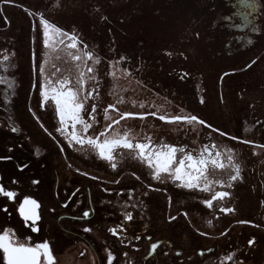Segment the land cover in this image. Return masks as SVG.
Returning <instances> with one entry per match:
<instances>
[{"label": "flooded vegetation", "instance_id": "flooded-vegetation-1", "mask_svg": "<svg viewBox=\"0 0 264 264\" xmlns=\"http://www.w3.org/2000/svg\"><path fill=\"white\" fill-rule=\"evenodd\" d=\"M134 1L140 4L144 0ZM134 1L0 0V157H11L0 159V186L16 193L14 198L0 194V233L7 231L15 243L26 246L34 247L47 241L55 264H61L63 257L57 250L56 230L66 221H72V217H80L74 219L76 221H87L96 212H108V221H120L119 228L125 231L129 229L130 221L124 219V213L147 210L149 204L145 201L133 197L130 200L123 195L130 175L150 182L153 189L163 186L165 192L170 188L207 194L199 204L206 211L215 212L211 219L216 222L220 220L215 218L229 217L237 212L233 190L245 180L248 169L249 173H255L253 177L257 178L256 173H259L264 179V92H257V84L264 83V77L259 76L263 72L258 73L264 70V42L261 43L264 0H251L250 4L249 18L257 31L251 30L253 43L242 46L239 52L240 57L242 51L253 52L250 59L231 57L230 61H212L208 65L213 73L222 69L214 88L220 114L218 120L188 106L183 112L133 111L129 104L121 107L110 102L113 95L104 88L109 84V46L98 44V40L91 42L82 32H113L114 20L124 24L132 10L137 14L134 7H130ZM242 5V0H209L197 14L208 15L205 18L209 26V15L226 14L225 7H228L224 16L236 25L240 21ZM141 10H138L139 14H143ZM189 13L192 16L194 12ZM222 20L221 26L225 17ZM189 21L192 22L193 17ZM12 32H31L32 43L37 33L39 35L40 53L37 60L29 61L27 68L19 70L16 63L2 57L3 48L10 49L8 52L11 53L17 44V35ZM207 40L213 39L207 36ZM122 68L127 74L131 72L128 67ZM10 76L17 83L15 92H10L13 90L9 87ZM20 77L28 86L25 95L18 94ZM132 80L138 81L135 77ZM235 83H244L245 92L235 87ZM203 84L205 91L212 82L209 79L207 83L202 81ZM188 90L191 98L193 86ZM209 95L206 93L205 97ZM121 101L127 102L124 98ZM162 117L186 119L163 120ZM130 120H151L158 124L191 121L209 136L199 146L169 138L162 129L156 130L154 135L144 133L134 137L129 134L130 128L137 125L121 124L123 121L129 124ZM33 125L46 136L45 141L37 137ZM14 126L19 128L18 132L11 131ZM25 164L28 166L23 167ZM156 169L170 171H161V178L157 180ZM257 179V184L250 182L249 186L257 196L259 193L264 205V181ZM36 180L38 184L33 183ZM159 181L163 185L155 186ZM97 188L103 190L107 201L95 203ZM25 197L36 199L41 205L39 232H33L31 221L26 222L20 215L19 208ZM84 211H89V217L83 218ZM212 220L208 218L207 222ZM251 226L255 229L252 228L253 234L249 236L253 242L249 243L258 245L263 242L264 224L257 221ZM66 228L62 231L66 232ZM68 228H72L69 229L71 233H78L75 226ZM238 234L243 235L242 232ZM60 242L65 244L67 237L62 236ZM253 250L258 252L259 248ZM254 251H249L248 255L251 258L254 254L251 261L257 264L259 255ZM122 253L129 254L122 251L117 257L113 252L112 264L120 260ZM0 264H4L2 252ZM41 264H45L43 257Z\"/></svg>", "mask_w": 264, "mask_h": 264}, {"label": "rangeland", "instance_id": "rangeland-1", "mask_svg": "<svg viewBox=\"0 0 264 264\" xmlns=\"http://www.w3.org/2000/svg\"><path fill=\"white\" fill-rule=\"evenodd\" d=\"M207 2L209 0H144L135 4L134 1L130 3V7H134L137 14L132 13V10L131 17L125 20L124 24L120 20H114L113 32H82L91 42L98 40V44L109 46V84L104 88L113 95L111 103H116V106L129 104L133 111L153 109L159 112H183L190 107L218 120L220 114L214 88L222 69H216L213 73L212 67L208 65L212 61H230L231 57L248 61L253 52L242 51V57L239 52L242 46L248 44L253 21L249 18L251 0H242L239 24L234 25L233 21L224 16L229 10L225 7L226 14L220 13L214 17L209 15L210 25L207 26L205 16L208 15H201V12L197 14ZM138 10L143 11V14H139ZM190 11L194 12L192 16ZM223 16L225 21L221 26ZM190 17H193L192 22L189 21ZM12 33L17 35V44L11 53L8 52L10 49L3 48L2 57L16 63L19 70L27 68L29 61L37 60L40 53L39 35L37 33V41L32 43L31 32ZM207 36L213 40H207ZM263 38L264 34L261 43L264 42ZM122 67L130 68L131 72L127 74ZM132 77L138 81L134 82ZM204 79L206 83L209 79L212 82L209 89L205 87V91L202 89L205 86L202 85V81L205 83ZM11 80L10 76V83ZM12 83L13 90L10 92H15L17 83ZM190 86L194 88L191 98L188 96ZM18 87L19 95L27 93L28 86L23 77L19 78ZM203 92L210 95L205 97L206 93ZM123 98L127 102H122ZM121 124L130 127L137 125L130 128V136L138 137L144 133L154 135L156 130L162 129L169 138L189 141L192 146L201 145L209 136L191 121L159 123L161 126L151 120H130L129 124L125 121ZM33 126L37 137L45 141L46 136ZM249 172L248 169L245 180L233 190L237 212L229 217L215 218L214 220H220L217 222L211 219L215 212L206 211L204 206L199 204L206 199L207 194L170 188L165 192L162 181L156 182L155 185L162 188L153 189L149 186L150 182L130 175L127 188H119H123V195L127 198L129 190H132L133 198L149 204L147 214L144 213L145 217L133 219L134 221L128 224L127 233V229L123 231L119 228L120 221H108V212H96L92 219L87 221H66L56 230L57 250L63 256L61 264H107L109 253L113 255L115 252L118 257L122 251L128 252L137 264H252L254 254L250 258L248 253L254 251L253 248H259L258 252L254 251L259 255L257 264H264V238L258 245L249 243L253 242L249 236L253 234L252 228L255 229V226L251 225L257 221L264 224V205L260 202L259 193L257 196L249 183L257 184V178H260V181L264 179L259 173H256V178L253 177L255 173ZM244 182L246 184H243ZM112 183L115 184L114 181ZM242 193L243 197L240 196ZM94 194L96 204L108 200L100 188H97ZM262 199L264 201V196ZM116 216L118 217V213ZM208 218L212 222L208 223ZM152 219L158 224H151ZM87 225H90L91 232L83 231ZM68 226H75L78 233H71L69 229L72 228ZM111 226L117 230L115 235L109 231ZM65 227L67 231L63 232ZM239 232L243 233L241 237ZM62 236L67 237L65 244L60 242Z\"/></svg>", "mask_w": 264, "mask_h": 264}, {"label": "snow or ice", "instance_id": "snow-or-ice-1", "mask_svg": "<svg viewBox=\"0 0 264 264\" xmlns=\"http://www.w3.org/2000/svg\"><path fill=\"white\" fill-rule=\"evenodd\" d=\"M255 5H253L254 7ZM253 32H256L257 29L255 27L252 28ZM249 45L253 43L251 39L247 41ZM12 87V85H9ZM75 104V99L73 98V105ZM11 122V120H9ZM12 132H18V127H12ZM11 151V149H9ZM147 153H145V157H147ZM0 159H11V157H0ZM28 165L25 164L23 167H27ZM23 168H21V171ZM161 171H170V170H161L156 169V179L159 180L161 178L160 173ZM87 175V173H84ZM92 179H96V177H92ZM173 179H175L173 177ZM34 184H38L39 181H33ZM77 192L79 189L76 190ZM0 194L8 197L14 198L16 193L12 191H5L3 186H0ZM76 193L73 192V195ZM123 194V193H121ZM134 193L132 190H129L128 197L131 200ZM40 203L33 198L25 197L23 203L20 205L19 212L22 218L27 222L31 221V230L33 232H39L40 229L38 227V222L41 220V215L39 214ZM67 206L66 204L64 205ZM125 208L128 207L127 204L124 205ZM7 211V209H5ZM89 211L83 212V218L89 217ZM133 214L131 212L124 213V219L126 221H131ZM73 219H80V217H72ZM84 232H91L92 229L85 227L83 229ZM114 235L116 234V228L109 229ZM0 252L3 253L4 264H41V257L44 258L45 264H55L54 257L52 251L50 249L49 243L47 241L43 243H39L36 246H26L25 244H17L15 243L9 233L7 231L0 233ZM114 257L111 253L108 254V264H112Z\"/></svg>", "mask_w": 264, "mask_h": 264}, {"label": "trees", "instance_id": "trees-1", "mask_svg": "<svg viewBox=\"0 0 264 264\" xmlns=\"http://www.w3.org/2000/svg\"><path fill=\"white\" fill-rule=\"evenodd\" d=\"M261 72H263V73H262V74H259V76H261V77L263 78V77H264V70H259V71H258V73H261ZM261 77H259L260 81H261ZM234 86L240 88V90H241L242 92H245L246 85H245L244 83H241V84H239V83H235ZM262 87H263V88H262ZM257 92H258V93L264 92V83H263V81H261V83H258V84H257ZM144 213L147 214V210L144 209V208H143V210L141 209V210L138 211V212H136V211H135V212H132L133 217H132V220H131L130 222H132V221H134V220H137V219H139V218H141V217H142V218L145 217ZM133 219H134V220H133ZM157 221H158V220H157ZM151 224H153V225H157L158 222H154L153 219H152V220H151Z\"/></svg>", "mask_w": 264, "mask_h": 264}, {"label": "built area", "instance_id": "built-area-1", "mask_svg": "<svg viewBox=\"0 0 264 264\" xmlns=\"http://www.w3.org/2000/svg\"><path fill=\"white\" fill-rule=\"evenodd\" d=\"M13 80H11L12 83ZM13 84V83H12ZM116 264H137L130 254L122 253L120 260Z\"/></svg>", "mask_w": 264, "mask_h": 264}, {"label": "water", "instance_id": "water-1", "mask_svg": "<svg viewBox=\"0 0 264 264\" xmlns=\"http://www.w3.org/2000/svg\"><path fill=\"white\" fill-rule=\"evenodd\" d=\"M163 120H183L186 119L185 117H171V118H163Z\"/></svg>", "mask_w": 264, "mask_h": 264}]
</instances>
